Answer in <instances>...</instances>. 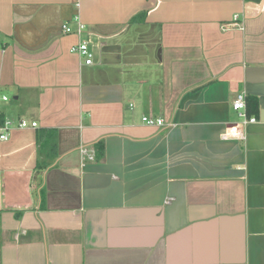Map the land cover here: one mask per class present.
Wrapping results in <instances>:
<instances>
[{"label": "crops", "instance_id": "0c3cea01", "mask_svg": "<svg viewBox=\"0 0 264 264\" xmlns=\"http://www.w3.org/2000/svg\"><path fill=\"white\" fill-rule=\"evenodd\" d=\"M261 82L264 0H0V264H264Z\"/></svg>", "mask_w": 264, "mask_h": 264}, {"label": "built area", "instance_id": "2783aa9c", "mask_svg": "<svg viewBox=\"0 0 264 264\" xmlns=\"http://www.w3.org/2000/svg\"><path fill=\"white\" fill-rule=\"evenodd\" d=\"M234 21L237 20V15L233 18ZM75 21L77 22L76 30H72L67 24H64L62 29L65 34H77L81 36L84 33L85 26L79 21L78 17H75ZM71 52L77 54L83 59V63L85 65H91L93 62V52L89 48V41L83 40L76 46L71 48ZM246 94L245 93H237L235 98L231 102L232 109L238 113V116L242 118L243 124L246 125L247 123L255 122L254 118H248L246 116V102H245ZM5 100V98H4ZM143 123L147 126L153 127H162L165 125L163 119H151L147 117L142 118ZM169 125V124H168ZM12 126L10 121H4L0 126V140L7 141L9 139V130ZM37 124L35 122H27L25 120H20L17 124L18 129H25V128H36ZM243 137V136H242ZM83 154H86L85 150H81ZM92 159V156H89Z\"/></svg>", "mask_w": 264, "mask_h": 264}, {"label": "trees", "instance_id": "16d2710c", "mask_svg": "<svg viewBox=\"0 0 264 264\" xmlns=\"http://www.w3.org/2000/svg\"><path fill=\"white\" fill-rule=\"evenodd\" d=\"M142 17H144V13L138 14L137 16H135V18H133V20ZM245 102H246V116L248 118L252 116L257 117L259 111L257 99L253 96L246 95ZM102 147H103L102 143H97L95 146L98 152L101 151Z\"/></svg>", "mask_w": 264, "mask_h": 264}, {"label": "water", "instance_id": "95a60500", "mask_svg": "<svg viewBox=\"0 0 264 264\" xmlns=\"http://www.w3.org/2000/svg\"><path fill=\"white\" fill-rule=\"evenodd\" d=\"M261 83H264V82H261ZM256 84V83H255ZM255 84L254 83H252V82H248L247 84H246V86H245V94L247 95V96H250V95H256L254 92H253V90H254V88H255Z\"/></svg>", "mask_w": 264, "mask_h": 264}]
</instances>
